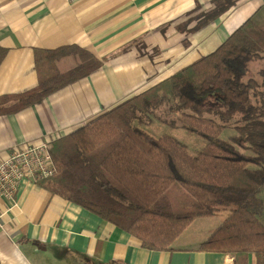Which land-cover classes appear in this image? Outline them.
<instances>
[{
  "label": "trees",
  "instance_id": "trees-1",
  "mask_svg": "<svg viewBox=\"0 0 264 264\" xmlns=\"http://www.w3.org/2000/svg\"><path fill=\"white\" fill-rule=\"evenodd\" d=\"M235 0H215L211 19ZM5 49L0 47V61ZM264 60V4L214 51L146 90L118 103L55 140L54 174L38 183L134 235L143 248L172 250L174 240L196 217L227 211L199 249L233 254L235 264H264V88L247 78V62ZM37 85L0 97L1 112L37 103L101 65L76 46L39 49ZM168 103L177 123L205 141L195 154L173 135L155 136L137 125ZM159 108V109H158ZM211 115V116H207ZM216 116L217 119L214 117ZM235 116L240 124L222 133ZM156 118V117H155ZM169 124L175 121L170 120Z\"/></svg>",
  "mask_w": 264,
  "mask_h": 264
},
{
  "label": "crops",
  "instance_id": "crops-1",
  "mask_svg": "<svg viewBox=\"0 0 264 264\" xmlns=\"http://www.w3.org/2000/svg\"><path fill=\"white\" fill-rule=\"evenodd\" d=\"M263 4L235 0L212 20L215 0H0V97L37 85L39 49L76 46L101 61L37 103L0 111V158L14 144L59 139L211 53ZM205 218L215 220L197 233L198 243L185 241L187 228L172 250H150L81 205L23 179L13 198L0 197V264H235L229 252L199 249L221 220ZM247 264H255L252 253Z\"/></svg>",
  "mask_w": 264,
  "mask_h": 264
},
{
  "label": "rangeland",
  "instance_id": "rangeland-1",
  "mask_svg": "<svg viewBox=\"0 0 264 264\" xmlns=\"http://www.w3.org/2000/svg\"><path fill=\"white\" fill-rule=\"evenodd\" d=\"M247 78L252 77L256 79L259 83L263 80L261 75L259 74V71L261 69H264V60L261 59H252L247 62ZM262 98H264V88L262 89H255L251 92V100L254 103H259L262 101ZM159 109V108H158ZM207 116H211L206 114ZM154 118H148L147 116L142 117V122H137V125H139L141 128H143L146 132L149 134L158 136L163 133L171 134L175 136L178 140H180L182 143H184L188 151L195 154L197 151H199L205 144V141L198 136H196L193 133L187 132L185 129H183L177 122L176 113H170L168 111V103H164L161 105L160 110L155 111ZM156 117V118H155ZM216 119L217 117L214 116ZM175 121L174 124H169V122ZM240 124V119L238 116H235L230 122L227 123L222 136L228 137L229 135L233 134L235 132L234 127L236 125ZM264 201V186L261 191L260 195ZM227 211H221L217 214L213 215L218 217L219 219H222L224 215H226ZM204 217L194 220L195 222H192L187 228L189 229L187 232V235L191 238H186L185 241L192 240L194 243H198V238H195V236L201 233V230L203 227H205L207 224H211V221L215 220V218H211L210 220ZM259 219L264 223V208L259 215ZM186 228V229H187ZM215 228V227H214ZM213 228V229H214ZM203 231V230H202ZM212 231V230H211ZM203 234V233H202ZM204 238H200V240H203Z\"/></svg>",
  "mask_w": 264,
  "mask_h": 264
},
{
  "label": "built area",
  "instance_id": "built-area-1",
  "mask_svg": "<svg viewBox=\"0 0 264 264\" xmlns=\"http://www.w3.org/2000/svg\"><path fill=\"white\" fill-rule=\"evenodd\" d=\"M55 139L57 137L40 142L14 144L7 155L0 158V197L13 198L23 179L38 183L54 174L50 150Z\"/></svg>",
  "mask_w": 264,
  "mask_h": 264
}]
</instances>
